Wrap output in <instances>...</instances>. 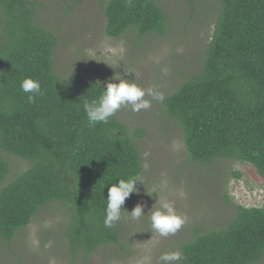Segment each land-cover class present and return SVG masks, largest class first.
<instances>
[{"label": "trees", "instance_id": "1", "mask_svg": "<svg viewBox=\"0 0 264 264\" xmlns=\"http://www.w3.org/2000/svg\"><path fill=\"white\" fill-rule=\"evenodd\" d=\"M218 1L202 67L161 104L178 121L192 161L239 160L264 180V0ZM102 7L109 37L166 31L156 0H106ZM34 11L28 0H0V242L9 244L42 207L57 202L66 210L67 251L85 259L118 243L117 230L103 225L105 199L110 183L140 173V155L115 116L88 127L83 101L104 82L87 79L81 69L61 82L52 63L57 36ZM26 77L41 84L44 94L35 103L20 90ZM10 157L28 166L6 181ZM232 216L220 229L194 227L180 246V264L259 261L264 204L236 205Z\"/></svg>", "mask_w": 264, "mask_h": 264}, {"label": "rangeland", "instance_id": "2", "mask_svg": "<svg viewBox=\"0 0 264 264\" xmlns=\"http://www.w3.org/2000/svg\"><path fill=\"white\" fill-rule=\"evenodd\" d=\"M28 1L34 4L36 21L57 36L52 63L60 78L81 69L88 70L87 79L105 82L118 72L143 88H156L164 97L199 72L219 10L218 0H156L167 23L165 33L135 39L133 31L116 38L106 34L102 7L106 0ZM115 117L127 126V135L139 151L143 178L124 208L131 211L141 203L146 214L139 221L125 215L114 227L118 243L103 244L84 259L67 251L64 205L48 203L9 244L0 242V264H142L145 256L151 257L150 264H157L162 252L180 250L184 241L192 239L194 227L220 229L233 217L236 205L264 204V180L252 165L227 158L209 164L192 161L178 121L161 103L153 102L149 110L138 113L122 109ZM136 129L143 134L136 136ZM8 161L12 170L6 181L28 166L20 158ZM160 198L188 217L180 230L166 238L151 231L147 219ZM252 264H264V254Z\"/></svg>", "mask_w": 264, "mask_h": 264}, {"label": "clouds", "instance_id": "3", "mask_svg": "<svg viewBox=\"0 0 264 264\" xmlns=\"http://www.w3.org/2000/svg\"><path fill=\"white\" fill-rule=\"evenodd\" d=\"M69 76L62 79L61 82L66 81ZM20 90L27 94L29 103H35L36 98L44 94L40 82L30 77L20 81ZM164 99V94L156 88H143L117 72L111 79L104 82V86L97 96L83 101V110L87 125L92 128L97 124L108 123L109 119L122 109L138 113L149 110L153 102L162 103ZM143 168L147 171L148 164L145 163ZM138 183L143 184V178L136 174L120 178L115 183L109 184L103 219L105 228L115 227L125 218V215L130 221H139L146 214L141 203H137L131 211L124 208L126 198H129L131 194L138 193ZM147 219L151 231L165 238L174 235L188 221V217L178 214L173 203L165 198L156 200ZM183 258V253L180 250L166 251L158 256L157 264H180ZM150 261L151 257L145 256L142 264H150Z\"/></svg>", "mask_w": 264, "mask_h": 264}]
</instances>
